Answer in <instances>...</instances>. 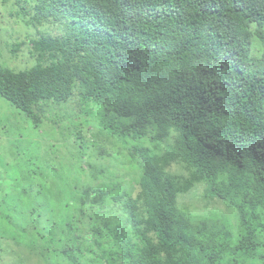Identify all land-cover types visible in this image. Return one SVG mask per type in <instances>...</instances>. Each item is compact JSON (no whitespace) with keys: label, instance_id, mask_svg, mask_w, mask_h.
I'll list each match as a JSON object with an SVG mask.
<instances>
[{"label":"trees","instance_id":"trees-1","mask_svg":"<svg viewBox=\"0 0 264 264\" xmlns=\"http://www.w3.org/2000/svg\"><path fill=\"white\" fill-rule=\"evenodd\" d=\"M14 3L34 29V63L0 64V96L34 127L49 104L74 98L85 116L89 105L112 113L123 122L103 125L110 151L96 156L122 155L127 172L42 176L32 254L42 264H264V0ZM198 185L226 213L179 207ZM107 206L122 219L98 211ZM42 220L56 222L50 238Z\"/></svg>","mask_w":264,"mask_h":264},{"label":"rangeland","instance_id":"rangeland-1","mask_svg":"<svg viewBox=\"0 0 264 264\" xmlns=\"http://www.w3.org/2000/svg\"><path fill=\"white\" fill-rule=\"evenodd\" d=\"M14 4V0H0V64L17 71L29 68L34 63L28 44V40L34 35V29L25 23V19L15 16L17 9ZM15 44L19 45V49L12 54V47L16 50ZM73 104H76L75 98L58 105L49 104L39 114L41 119L38 127H34L19 110L0 96V264H42L32 254V199L35 204H40L41 199L35 191L32 193V187L36 190L42 184L48 185V179H42L48 172L59 178L74 180L88 176L86 169L89 166L106 170L109 166L108 177L124 178L123 175L127 173L121 165L122 155L114 156L113 160H110L111 157L100 159L99 155L96 156L98 149H104L106 153L110 151V146L107 147V131L110 127L108 125L103 130V125L108 123L118 127L123 121L112 113H95L92 105L88 109L91 112L85 116ZM78 131L87 142L93 140L95 144L86 142L80 148L74 139ZM115 149L120 151L121 147L117 146ZM118 171H122V175ZM170 171L184 174L177 166H172ZM129 179L126 178L128 181ZM201 193L202 186L198 185L188 193L180 195L179 207L196 217H204L212 209L226 213L227 210L223 209L221 203L205 202ZM38 211L39 209L35 215ZM65 211L67 212V208ZM98 211L108 212V217L115 221L122 219V212L117 206H107ZM40 213L43 219L49 216V213ZM55 224H46L42 220L38 225L39 232L42 234L45 231V237L50 238L55 231ZM83 225H87V222L84 221ZM82 259L84 264H89L88 255Z\"/></svg>","mask_w":264,"mask_h":264}]
</instances>
